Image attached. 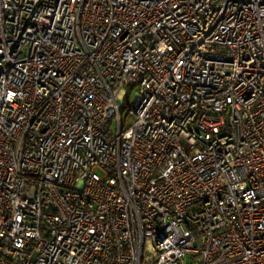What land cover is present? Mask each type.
Returning a JSON list of instances; mask_svg holds the SVG:
<instances>
[{"label": "built area", "instance_id": "2783aa9c", "mask_svg": "<svg viewBox=\"0 0 264 264\" xmlns=\"http://www.w3.org/2000/svg\"><path fill=\"white\" fill-rule=\"evenodd\" d=\"M0 264H264V0H0Z\"/></svg>", "mask_w": 264, "mask_h": 264}, {"label": "rangeland", "instance_id": "374dc122", "mask_svg": "<svg viewBox=\"0 0 264 264\" xmlns=\"http://www.w3.org/2000/svg\"><path fill=\"white\" fill-rule=\"evenodd\" d=\"M132 95H133V93H132V91H131L130 94L128 95V97H127L124 101H125L126 103H128V102L131 100Z\"/></svg>", "mask_w": 264, "mask_h": 264}]
</instances>
